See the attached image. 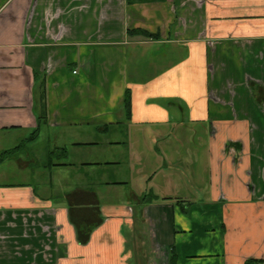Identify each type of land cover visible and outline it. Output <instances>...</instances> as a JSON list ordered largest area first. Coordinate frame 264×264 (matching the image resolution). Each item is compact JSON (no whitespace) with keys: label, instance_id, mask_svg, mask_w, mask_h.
I'll return each mask as SVG.
<instances>
[{"label":"crops","instance_id":"crops-1","mask_svg":"<svg viewBox=\"0 0 264 264\" xmlns=\"http://www.w3.org/2000/svg\"><path fill=\"white\" fill-rule=\"evenodd\" d=\"M5 152L0 264H264V0H0Z\"/></svg>","mask_w":264,"mask_h":264},{"label":"trees","instance_id":"trees-1","mask_svg":"<svg viewBox=\"0 0 264 264\" xmlns=\"http://www.w3.org/2000/svg\"><path fill=\"white\" fill-rule=\"evenodd\" d=\"M141 34H143V35H145V36H147V37H151V35H149L148 33H146V32H140ZM129 100H130V92H127V95H126V99H125V102H126V104H127V106H128V104H129ZM9 154H11V152H5V153H3L2 155H0V162L4 159V158H6ZM150 196H153V195H150ZM146 198H148V197H145V199ZM153 198V197H152Z\"/></svg>","mask_w":264,"mask_h":264}]
</instances>
